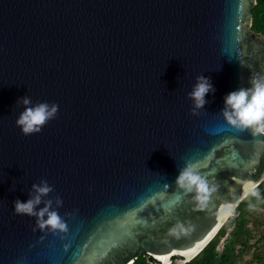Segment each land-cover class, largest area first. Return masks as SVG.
Wrapping results in <instances>:
<instances>
[{
  "label": "water",
  "instance_id": "obj_1",
  "mask_svg": "<svg viewBox=\"0 0 264 264\" xmlns=\"http://www.w3.org/2000/svg\"><path fill=\"white\" fill-rule=\"evenodd\" d=\"M255 4L0 0V264H184L207 245L264 176V135L220 113L264 75ZM198 75L216 91L194 115ZM25 95L59 106L37 134L15 125ZM189 162L203 201L174 183ZM42 179L64 231L13 214Z\"/></svg>",
  "mask_w": 264,
  "mask_h": 264
},
{
  "label": "clouds",
  "instance_id": "obj_2",
  "mask_svg": "<svg viewBox=\"0 0 264 264\" xmlns=\"http://www.w3.org/2000/svg\"><path fill=\"white\" fill-rule=\"evenodd\" d=\"M249 87H240L228 92L223 97V108L220 113L224 120L237 130H247L253 136L264 135V75H253L249 80ZM215 87L210 78L203 75L195 77L191 90L187 93V99L191 101V112L196 114L202 110L206 103V95L214 94ZM22 107L15 119V125L21 134H37L42 127L58 112L55 102L33 103L27 95L16 102ZM174 183L184 191L195 194V198L203 201L209 191L205 178L195 171V166L189 162L178 170ZM53 191L46 180H40L39 184L31 185L28 199L21 202L16 199L13 202V214L34 217L36 226L43 230L64 231L65 223L57 212L62 206V200L57 196L53 199H43ZM42 205V206H41Z\"/></svg>",
  "mask_w": 264,
  "mask_h": 264
},
{
  "label": "trees",
  "instance_id": "obj_3",
  "mask_svg": "<svg viewBox=\"0 0 264 264\" xmlns=\"http://www.w3.org/2000/svg\"><path fill=\"white\" fill-rule=\"evenodd\" d=\"M252 25L255 31L264 34V0H256L252 9ZM254 203H264V190L261 184L257 185L235 208L217 234L207 245L192 259L184 264H233L243 253L251 250L252 258L248 264H264V232L258 224L253 229L248 226L252 221L249 219L248 210L253 208ZM253 222V221H252ZM264 229V228H263ZM226 235V238L223 237ZM253 238V241L251 242ZM240 247L236 249L237 243ZM221 246V248H219ZM132 264H161L151 256L142 253ZM170 264H175L174 262Z\"/></svg>",
  "mask_w": 264,
  "mask_h": 264
},
{
  "label": "rangeland",
  "instance_id": "obj_4",
  "mask_svg": "<svg viewBox=\"0 0 264 264\" xmlns=\"http://www.w3.org/2000/svg\"><path fill=\"white\" fill-rule=\"evenodd\" d=\"M248 212L249 213H248L247 217H249V219L252 218V221H253V222L252 221L249 222L248 226L250 228L253 227V229H254L256 227V225L258 224L260 229L263 230V232H264V229H263L264 228V203H262V204L254 203L253 208L250 209V211L248 210ZM225 238H226V235L223 237V239L221 241H223ZM250 239H252L251 240V242H252L253 238H250ZM239 247H240V242L237 243L236 249H238ZM219 248H221V246H219ZM251 254H252L251 250H248V252L243 253L239 259H236L233 264H248V261L251 260V258H252ZM253 261L254 262L251 264H256V261L255 260H253Z\"/></svg>",
  "mask_w": 264,
  "mask_h": 264
},
{
  "label": "built area",
  "instance_id": "obj_5",
  "mask_svg": "<svg viewBox=\"0 0 264 264\" xmlns=\"http://www.w3.org/2000/svg\"><path fill=\"white\" fill-rule=\"evenodd\" d=\"M260 184L262 185L263 190H264V176H263L262 180L260 181Z\"/></svg>",
  "mask_w": 264,
  "mask_h": 264
},
{
  "label": "bare ground",
  "instance_id": "obj_6",
  "mask_svg": "<svg viewBox=\"0 0 264 264\" xmlns=\"http://www.w3.org/2000/svg\"><path fill=\"white\" fill-rule=\"evenodd\" d=\"M229 214H231V213H229Z\"/></svg>",
  "mask_w": 264,
  "mask_h": 264
}]
</instances>
